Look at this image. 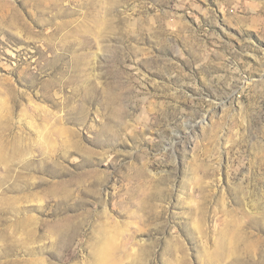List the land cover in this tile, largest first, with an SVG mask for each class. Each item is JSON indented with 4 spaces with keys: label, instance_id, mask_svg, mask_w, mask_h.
<instances>
[{
    "label": "rangeland",
    "instance_id": "rangeland-1",
    "mask_svg": "<svg viewBox=\"0 0 264 264\" xmlns=\"http://www.w3.org/2000/svg\"><path fill=\"white\" fill-rule=\"evenodd\" d=\"M218 263L264 264V0H0V264Z\"/></svg>",
    "mask_w": 264,
    "mask_h": 264
},
{
    "label": "bare ground",
    "instance_id": "bare-ground-1",
    "mask_svg": "<svg viewBox=\"0 0 264 264\" xmlns=\"http://www.w3.org/2000/svg\"><path fill=\"white\" fill-rule=\"evenodd\" d=\"M143 176H144V175H143ZM140 178H141V177H140ZM145 178H146V177H145ZM147 180H148V178H147ZM149 181H150V180H149ZM145 182H146L145 179H138V183H137V184H138V186H140V189H141V190H143V188H144V189L146 188V185H147V184H146ZM148 183H151V182H148ZM157 183H158V182H157ZM155 184H156V183H155ZM151 185H152V184H151ZM156 185H157V184H156ZM156 185H155V186H156ZM158 185H159V184H158ZM138 186H137V188H138ZM159 187H160V186H159ZM149 188H150V187H149ZM149 188H148V189H149ZM151 189H152V187H151ZM157 189H158V188H157ZM149 190H150V189H149ZM149 190H148V191H149ZM148 191H147V192H148ZM160 191H161V190H160ZM128 192H129V191H128ZM136 192H137V193H136ZM149 192H151V194H152L153 190H152V191H149ZM154 192H156V191H154ZM158 192H159V191H157L156 194H157ZM163 192H164V191H162V193H163ZM133 193H134V192H133ZM141 193H142V192H141ZM159 193H160V192H159ZM136 194H138V191H135V194L132 195V197L135 196V199H136ZM144 194H145V193H144ZM149 194H150V193H149ZM149 194H148V195H149ZM153 194H154V193H153ZM142 195H143V194H140V193H139V198H142ZM148 195H146V198L148 197ZM158 196H159V194H158ZM132 197H131V198H132ZM149 197H151V196H149ZM154 197H155V196H154ZM143 198H144V197H143ZM156 198H157V197H156ZM139 200H140V199H139ZM152 200H153V199H152ZM152 200H151V201H152ZM141 201H142V200H141ZM146 201H147V199H146ZM142 202H143V201H142ZM144 202H145V200H144ZM142 204H143V203H142ZM145 206H146V205H145ZM145 206H143V207H145ZM138 208H139V207H138ZM140 209H141V208H140ZM141 210H142V209H141ZM222 236H223V235H222ZM222 236H221V237H222ZM224 237H227L226 240H228V238H229L228 235H227V236L224 235V236L222 237L223 240L225 239ZM229 239H230V238H229ZM231 240H233V239H231ZM230 243H232V242H230ZM227 244H229V243H227L226 241H225V243H223V242L221 241V243L219 244V249L222 250V251H224V250L230 248L229 245H231V244H229V245H227ZM228 246H229V247H228ZM262 256H263V255H262ZM256 258H257V257H256ZM218 259H219V257H218ZM218 262H219V261H218ZM218 264H219V263H218Z\"/></svg>",
    "mask_w": 264,
    "mask_h": 264
}]
</instances>
